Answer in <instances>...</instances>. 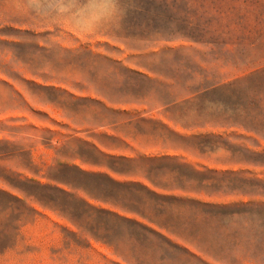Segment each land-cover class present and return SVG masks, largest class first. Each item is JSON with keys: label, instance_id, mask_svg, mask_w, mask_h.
Returning <instances> with one entry per match:
<instances>
[{"label": "rangeland", "instance_id": "1", "mask_svg": "<svg viewBox=\"0 0 264 264\" xmlns=\"http://www.w3.org/2000/svg\"><path fill=\"white\" fill-rule=\"evenodd\" d=\"M124 3L0 0V264H264V0Z\"/></svg>", "mask_w": 264, "mask_h": 264}, {"label": "clouds", "instance_id": "2", "mask_svg": "<svg viewBox=\"0 0 264 264\" xmlns=\"http://www.w3.org/2000/svg\"><path fill=\"white\" fill-rule=\"evenodd\" d=\"M24 4L34 17L67 21L85 32L106 24L118 25L127 11L124 0H104L103 12L98 0H24Z\"/></svg>", "mask_w": 264, "mask_h": 264}]
</instances>
